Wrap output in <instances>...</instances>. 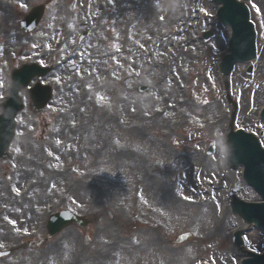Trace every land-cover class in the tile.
<instances>
[{"label":"rangeland","instance_id":"374dc122","mask_svg":"<svg viewBox=\"0 0 264 264\" xmlns=\"http://www.w3.org/2000/svg\"><path fill=\"white\" fill-rule=\"evenodd\" d=\"M75 1L0 0V9L8 6L17 18L48 2L34 31L15 32L13 40L0 42V61L11 65L4 57L21 51L28 60L56 66L45 79L54 95L43 112L32 113L22 94L25 107L16 117L10 154L0 161L3 201L13 206L9 192L30 199L13 206L10 238L44 237L48 214L60 208L92 220L84 229L69 226L39 247L18 253L26 257L23 263L240 264L231 238L242 225L227 206L229 183L244 200H257V195L245 188L241 169L231 172L225 165L231 109L218 63L226 53L229 29L216 20L217 4L95 0L100 1L96 8L94 0H86L87 7ZM254 14L264 24V16ZM206 29L215 34L208 42L201 39ZM81 32L86 36L78 42ZM163 32L172 39L164 45L171 57L194 50L189 58L181 57L185 61L178 70L173 67L177 74L167 70L169 77L162 78L180 82L172 94L157 86L149 65L136 63L134 49H122L129 41L134 45ZM262 43L264 32L254 75L245 74L247 64H238L228 78L230 95L239 102L236 123L248 129L255 128L250 125L252 103L264 104ZM182 97L185 106L177 104ZM209 145L215 155H207ZM136 214L146 222L129 228ZM182 232L191 238L168 243ZM243 238L245 249L264 250L258 230Z\"/></svg>","mask_w":264,"mask_h":264},{"label":"bare ground","instance_id":"6f19581e","mask_svg":"<svg viewBox=\"0 0 264 264\" xmlns=\"http://www.w3.org/2000/svg\"><path fill=\"white\" fill-rule=\"evenodd\" d=\"M78 0L75 1V3H77ZM81 1H85L84 6L83 7H87L88 2L86 0H80ZM93 2V6L96 7L98 6V4H100L99 2L95 3V0L92 1ZM8 7V6H5ZM97 8V7H96ZM7 13V9L4 10L3 8L0 9V16H4V20L1 21L3 23V27L2 30L0 32V39H6L8 38L11 34L10 31L12 30L11 26L9 25L12 17H11V13L8 12ZM126 25H128L127 22H125ZM156 36L154 37H148L145 36L143 38L142 42H137V44L131 43V41H129L127 44L122 46L123 52L125 53H129V51H131V49L135 50L134 56L137 59L136 63L139 64L140 62L142 64H145V67L150 66L149 69H152L150 72H154L153 75L155 77V83H157V86L160 87L162 86L165 90V92L168 93H176L177 88H178V84L180 83L179 81H174V76H172L174 83H170V82H166L164 79L162 78H166L169 77L167 70H171L172 72H175V69L173 67H175L177 70L180 68V62L183 63L185 60L184 58L181 57H186L189 58L187 55H191L188 53H193V49L189 48L186 49L185 51H181V56L179 57H171V55L167 52L166 47H164V45H167V42L169 43L170 40H172L171 38H169L168 36L165 35V33H161V34H155ZM190 45H188V47H190ZM192 47V46H191ZM95 47L90 48L89 50H93ZM119 48V46H118ZM94 51H92L93 53ZM149 65V66H148ZM156 72V73H155ZM178 72H175V74H177ZM254 74V73H253ZM153 75L151 74V77L153 78ZM163 76V77H162ZM182 77V75H181ZM232 77V76H231ZM230 77V78H231ZM162 79V80H161ZM143 82H145L144 79H142ZM157 87V89H158ZM123 92H127V85H125ZM185 99L182 100L181 99H177V104H180L182 106H185ZM159 103V102H157ZM184 104V105H183ZM158 105V104H157ZM176 106V105H175ZM49 141V140H48ZM242 225V224H241ZM220 228H223V225L220 226Z\"/></svg>","mask_w":264,"mask_h":264},{"label":"water","instance_id":"95a60500","mask_svg":"<svg viewBox=\"0 0 264 264\" xmlns=\"http://www.w3.org/2000/svg\"><path fill=\"white\" fill-rule=\"evenodd\" d=\"M226 5V4H225ZM230 10L232 9L231 7H228ZM230 10L228 9H224L222 8L221 11L222 13H220V15L222 16V19L228 21L229 23L233 22V23H236V19L238 20L239 18L241 17H238V14L237 12L235 11V17L231 15L230 13ZM42 13V8H36L31 14H30V19L27 21V23H29V25H33L35 24L40 15ZM223 15H225V17H223ZM243 21L240 22V24H242ZM234 27H236V25H233ZM241 25L237 24V27L239 28ZM235 55H237V52L236 50L233 51V54L231 56L228 57V60H226L223 64V71L225 74H227V72L230 70L231 68V65L232 63L235 61L234 57ZM228 146H229V150H228V158L229 160L232 159L233 157L235 158L236 156V153H235V149H237L238 147L235 146V144H233V139L231 137H229L228 139ZM239 153V151H237V154ZM239 161H242L244 163V166L246 167V172H250V169L252 168V164L246 160V159H241ZM230 162V161H229ZM236 166V165H235ZM233 165V167H235ZM263 179H261L262 183H263V187H264V172H263ZM231 205L233 207V210L234 211H238L239 214H241L242 216L245 215L246 211H248V208L246 209H242V208H245V207H242L241 205L243 206H246L244 203L236 200V199H233L232 202H231ZM63 218L61 216H55L53 218V220L51 221V225H52V229L53 231H50V235L51 234H55L57 233L62 227H64L65 225H67L68 223H71L72 221H76V222H79L80 224H84V222H80L77 217H75L74 215L70 214H63ZM261 218V214H259V212H255V215L253 217H251L249 219V221H254V220H257V219H260ZM241 231L237 232V243H240V239H238V236L240 235Z\"/></svg>","mask_w":264,"mask_h":264}]
</instances>
